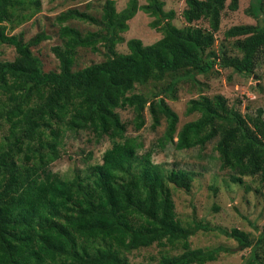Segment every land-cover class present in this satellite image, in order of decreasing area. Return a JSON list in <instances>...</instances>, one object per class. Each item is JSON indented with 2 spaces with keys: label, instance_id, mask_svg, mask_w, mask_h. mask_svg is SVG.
Returning <instances> with one entry per match:
<instances>
[{
  "label": "trees",
  "instance_id": "obj_1",
  "mask_svg": "<svg viewBox=\"0 0 264 264\" xmlns=\"http://www.w3.org/2000/svg\"><path fill=\"white\" fill-rule=\"evenodd\" d=\"M26 1L0 0V45L15 51L12 61L0 62V126H8L6 140L0 142V264H130L123 253L153 244L181 248L156 264H208L229 252L223 247H189V237L210 227L194 221L187 228L175 218L169 184L189 192L193 174L179 169L165 172L151 161L152 149L138 155L143 145L126 135L117 109L132 110L136 131L145 124V110L153 129L163 118L165 130L157 139L160 150L167 144L175 150L202 149L215 140L219 170H227L232 183L259 175L264 190L260 119L252 120L251 127L238 110L227 108L224 97L200 96L188 101L185 109L187 115L199 117L177 130L178 115L165 102L181 80L189 83L215 65L239 74L254 72L264 55L261 0H251L247 11L256 20L261 17V23L234 25L224 32L226 40L237 39L233 47L240 56L228 57L223 51L217 60L207 50L214 43L226 2L234 12L238 0H185L183 28L171 23L174 12H165L162 0H147L140 7L130 0L119 13L113 0H105L100 22L67 10L55 18L61 42L51 50L58 70L49 72L42 70L31 51L48 35L41 32L24 41L22 34L10 33L30 17L11 10ZM138 10L154 18L150 25L162 38L146 46L130 39L128 53L118 54L114 47L123 42L121 34ZM71 20H89L102 28L82 35L66 25ZM199 21H206L208 30L193 25ZM99 48L105 49L102 62L74 70L79 49L96 53ZM170 76L173 81L150 98L132 93L136 85L160 83ZM81 131L96 141L107 138L111 147L90 173L65 179L49 165L60 158L66 132ZM262 197L264 201V192ZM224 232L240 251L252 249L244 264H264V229L255 244L237 228Z\"/></svg>",
  "mask_w": 264,
  "mask_h": 264
},
{
  "label": "rangeland",
  "instance_id": "obj_2",
  "mask_svg": "<svg viewBox=\"0 0 264 264\" xmlns=\"http://www.w3.org/2000/svg\"><path fill=\"white\" fill-rule=\"evenodd\" d=\"M116 12H121L129 5L130 0H113ZM163 10L174 12V19L171 23L183 28L186 26L181 14L185 9V0H162ZM105 0H27L23 5L16 4L11 10L14 14L30 16L27 21L17 27L12 34H22L23 40L28 41L41 32L48 35V39L38 46L32 47L31 51L42 65L44 72L57 71L58 61L54 57L51 48L60 45L57 35L58 26L55 18L67 10H76L85 13L101 21L102 8ZM138 7L147 3V0H136ZM229 2H226L225 9L221 14L218 32L214 35V43L207 52H214L216 60L223 51L228 57L240 56L233 47L236 38L226 40L224 32L234 25H256L259 20L247 14L251 6V0H238V9L234 12L228 10ZM261 7L264 11V0H261ZM154 18L138 10L135 16L127 22L128 30L121 34L123 42L114 47L118 54L128 53L126 42L130 39H138L143 46L151 45L162 38V33L151 27ZM3 25L0 24V26ZM70 27L81 32H95L102 28L91 21L71 20L66 23ZM204 30H208L206 21H199L193 24ZM105 49L99 48L93 53L88 49H79L76 55L74 70H80L93 63L102 62L105 59ZM15 58L14 48L4 44L0 45V62L12 61ZM183 75L182 72L179 73ZM174 77H166L160 83L136 85L132 93L142 94L151 97L166 88ZM220 95L226 99L227 108L238 110L247 120L251 127L256 119L264 123V55L258 60L252 74H239L231 68H224L215 65L208 74L197 75L193 81L185 83L180 81L175 86L173 97H165L167 105L178 115L177 130L187 122L195 121L199 114L187 115L185 109L188 101L200 96L212 99ZM121 120L126 124V135L136 137L143 145L138 150V155L152 149L151 161L160 165L165 172L172 169L190 171L193 174L190 191L176 188L169 184L172 195L174 216L184 226L191 227L194 221L207 224L210 230L198 231L189 237L191 249L212 250L218 247L228 249L229 252H222L216 261L208 264H244L250 256L252 249L240 251L237 243L228 237L224 231L237 228L244 231L249 240L255 244L259 234L264 229V210L262 184L259 175H246L242 183H232L229 179V172L220 171L216 161L217 153L214 151L215 140L208 143L204 148H192L188 150H175L172 144H167L163 150L157 146V139L165 130V121L160 120V125L152 128V120L147 110L144 111L145 124L139 130L134 129L132 123L133 112L129 108L117 109ZM7 125L0 126V142L6 140ZM262 130V129H261ZM260 130V131H261ZM258 130L257 135L262 139L263 135ZM60 147V158L49 165L53 173H57L65 179H71L76 174L81 177L90 173L89 168L101 163L102 155L106 149L111 147L107 138L96 141L86 131L79 133L66 132ZM261 189V193L257 192ZM181 248H173L166 245L158 247L156 244L148 248H139L123 253L130 264H156L163 255H176Z\"/></svg>",
  "mask_w": 264,
  "mask_h": 264
}]
</instances>
